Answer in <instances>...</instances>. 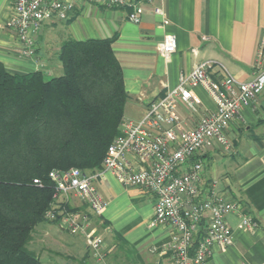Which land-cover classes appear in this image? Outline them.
I'll return each mask as SVG.
<instances>
[{
	"label": "crops",
	"instance_id": "crops-1",
	"mask_svg": "<svg viewBox=\"0 0 264 264\" xmlns=\"http://www.w3.org/2000/svg\"><path fill=\"white\" fill-rule=\"evenodd\" d=\"M15 1L0 0V60L6 70L27 73L44 64L48 75H57L62 71L57 54L65 40L115 37L113 49L129 95L125 114L134 119L175 87L181 74L207 59L223 62L239 80L255 76L253 65L264 33V0H153L139 23L128 19L127 10L82 3L71 12L72 20L45 21L34 33L36 58L21 56L22 44L6 26ZM155 6L163 7L168 23L154 13ZM169 33L176 35L177 50L166 59L158 44ZM194 91L201 99L196 110L184 103L178 109L186 127H194L217 107L203 87ZM226 134L233 141V151L228 153L220 145L207 151L202 158L204 186L214 184L217 194L240 201L258 226L240 228L241 215L230 213L227 221L233 242L225 249L215 245L211 262L264 264V92L255 103L243 107L241 117L231 121ZM96 185L108 202L102 215H96L78 197L68 205L71 212L87 211L89 215L83 216L90 227L97 220L94 215L98 216L96 225L103 228L99 233L105 238L107 261L93 256L83 235H71L67 228L53 223L57 237L60 232L69 235L68 240H57L73 254H81L82 264H175L172 228L150 224L156 196L144 187L121 184L111 173L96 180ZM83 244L84 252L78 250Z\"/></svg>",
	"mask_w": 264,
	"mask_h": 264
},
{
	"label": "built area",
	"instance_id": "built-area-1",
	"mask_svg": "<svg viewBox=\"0 0 264 264\" xmlns=\"http://www.w3.org/2000/svg\"><path fill=\"white\" fill-rule=\"evenodd\" d=\"M152 1L16 0L6 26L17 34L22 44L21 56L36 58L34 33L45 21L70 19L76 7L91 3L127 10L128 19L139 23L146 5ZM153 11L168 23L163 7L155 6ZM158 50L170 59L177 50L176 35L167 34L158 44ZM253 67L255 76L247 81L236 78L216 59L202 61L188 74H181L179 83L169 88L164 97L153 101L141 118H123L121 134L108 146L100 169L90 172L71 167L50 171L55 183L54 198L66 204L68 195L75 193L96 215H102L108 202L96 180L111 173L121 184L144 187L156 196L150 224L172 228L170 245L175 253V264H213L214 246L225 249L233 242L227 221L230 213L241 215L240 228L258 226L240 201L217 194L214 184L204 186L202 159L216 145L228 153L233 151V141L226 129L231 121L241 117L245 105L255 103L264 92V33ZM38 69L45 70V65L40 64ZM197 86L208 92L217 107L202 116L194 127H186L178 109L184 103L189 110H196L201 103L194 91ZM48 216L55 218V212L50 211ZM61 225L72 233H85L93 256L100 261L105 258L104 235L90 227L85 216L67 211Z\"/></svg>",
	"mask_w": 264,
	"mask_h": 264
},
{
	"label": "trees",
	"instance_id": "trees-1",
	"mask_svg": "<svg viewBox=\"0 0 264 264\" xmlns=\"http://www.w3.org/2000/svg\"><path fill=\"white\" fill-rule=\"evenodd\" d=\"M114 40H65L57 75L12 73L0 60V264H41L30 248L36 226L70 211L50 171L100 169L121 134L129 95Z\"/></svg>",
	"mask_w": 264,
	"mask_h": 264
},
{
	"label": "rangeland",
	"instance_id": "rangeland-1",
	"mask_svg": "<svg viewBox=\"0 0 264 264\" xmlns=\"http://www.w3.org/2000/svg\"><path fill=\"white\" fill-rule=\"evenodd\" d=\"M127 116V115H126ZM88 170V169H87ZM90 172H92L91 170H88ZM69 197V201L73 198V197H77L75 195V193H70L68 195ZM63 199L60 198V200ZM70 212V211H69ZM81 216L83 215H89L87 211H83L80 213ZM95 217H97L96 221H94L92 223V227H94V229H96L98 232H103V228H101L100 226L98 227L96 224L100 223V220L98 218V216L94 215ZM57 225H61L62 221L60 223H56ZM57 225L53 224V223H49V222H43L40 223L36 226V229L33 233V240L31 242V246L30 248L32 250H34L37 255L41 258V264H82V257L81 254L76 255L73 254V252H71L68 247H66L65 245H62L60 240H57V238L59 237H63V240H68L69 239V235L67 234H62L60 232V236H56L55 235V230H57ZM62 226V225H61ZM48 227V230L50 229L51 231L47 232L48 230L46 229ZM44 229H46L47 231H45ZM71 235L74 236H82L86 238L85 233H78V234H74L71 233L70 230L66 229ZM58 231V230H57ZM55 236V238H54ZM83 243V242H82ZM78 250H82L83 252L86 251V247L85 245H81V248ZM110 252V251H109ZM114 253V252H113ZM112 253V255H113ZM106 258V255H105ZM103 260H106V259ZM90 260V259H88ZM107 261V260H106Z\"/></svg>",
	"mask_w": 264,
	"mask_h": 264
}]
</instances>
